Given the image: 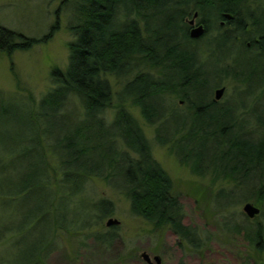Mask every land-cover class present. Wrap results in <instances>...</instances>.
Masks as SVG:
<instances>
[{"label": "trees", "instance_id": "trees-1", "mask_svg": "<svg viewBox=\"0 0 264 264\" xmlns=\"http://www.w3.org/2000/svg\"><path fill=\"white\" fill-rule=\"evenodd\" d=\"M220 3L63 0L61 10L70 7L72 16L68 63L64 70L52 69L51 87L31 113L35 120L64 122L60 137L53 141L52 133L47 136L61 167L60 188L75 182L77 193H82L93 176L108 182L121 176L125 186L119 191L135 215L154 228L172 230L198 250V232L185 224L184 205L172 180L153 158L143 127L129 111L138 109L144 123L155 128L157 144L169 147L194 175L232 185V191L220 190L217 196L240 195L261 209L254 219L244 215V222L225 226L262 255L264 24L251 26L248 0ZM195 14L196 22L206 26L198 39L190 36ZM222 21L228 23L225 28ZM57 24L40 40L0 27V50L9 55L46 42ZM253 31L262 40L248 46L245 38ZM225 76L245 87L240 91L244 100L249 97L254 104H222L213 98L218 80ZM110 77L123 84L116 105ZM113 107L116 114L109 123L105 114ZM37 178L41 185H50L48 167Z\"/></svg>", "mask_w": 264, "mask_h": 264}, {"label": "rangeland", "instance_id": "rangeland-1", "mask_svg": "<svg viewBox=\"0 0 264 264\" xmlns=\"http://www.w3.org/2000/svg\"><path fill=\"white\" fill-rule=\"evenodd\" d=\"M62 1L0 0V27L27 38L42 39L58 22L46 42L9 55L0 50V264H149L141 257L144 252L152 264H157L156 256L161 264L264 261V253L256 255L243 238L233 237L226 229L227 223L244 222L247 202L240 195L217 196L220 190L232 191V185L214 181L213 176L194 175L169 147L157 144L155 128L144 123L136 108L129 111L143 127L153 158L172 180L184 205V222L197 230L201 248L196 250L172 230L154 228L135 215L119 191L125 186L121 176L111 182L93 176L81 194L75 182L60 188L61 167L47 136L52 133L53 141L60 137L64 122L60 118L35 120L31 108L37 109L51 87L52 69L64 70L68 63L72 16L70 7L61 10ZM109 81L116 105V93L123 84L115 77ZM218 82L216 89L225 88L222 104H254L249 97L244 100L240 91L245 87L233 77ZM115 114V107L106 111L109 123ZM47 167L51 184L41 185L37 176L44 175ZM111 219L118 224L108 226ZM48 244L51 251L43 253Z\"/></svg>", "mask_w": 264, "mask_h": 264}, {"label": "water", "instance_id": "water-1", "mask_svg": "<svg viewBox=\"0 0 264 264\" xmlns=\"http://www.w3.org/2000/svg\"><path fill=\"white\" fill-rule=\"evenodd\" d=\"M197 16L198 14H195L194 18L190 21V25L192 26V29H191V32H190V36L193 38V39H198L200 38L204 32H205V29H204V26L202 24H196V19H197ZM225 92V88H219V89H216L215 91V99L217 101H220L223 94ZM243 212L245 213V215L250 218V219H254L256 216H258L261 212V209L259 207H257L256 205H254L253 203L251 202H247L244 207H243ZM113 224H118V221L116 220H109L107 222V225H113ZM141 257L143 259H145L149 264H152V261H151V258L150 256L147 254V253H142L141 254ZM155 262L157 264H161V259L156 256L154 258ZM261 264H264L261 262Z\"/></svg>", "mask_w": 264, "mask_h": 264}, {"label": "flooded vegetation", "instance_id": "flooded-vegetation-1", "mask_svg": "<svg viewBox=\"0 0 264 264\" xmlns=\"http://www.w3.org/2000/svg\"><path fill=\"white\" fill-rule=\"evenodd\" d=\"M215 1V4L216 5H221V3H220V1L221 0H218V1H216V0H214ZM226 2H227V0H226ZM248 5H249V8H250V10H251V17H252V19H251V21H250V24H251V26H254V25H256L257 23L259 24V25H262V24H264V0H248ZM230 23V22H229ZM227 24L228 23H226L225 21H222V22H220V26L222 27V28H225L226 26H227ZM231 24V23H230ZM203 26H204V29L206 30V26H205V24H203ZM229 28H230V26H229ZM202 37V36H201ZM245 40H247V42H248V46H251V43L252 42H260L261 40H262V36H259V35H257L254 31L252 32V34L249 36V37H246L245 38ZM50 243V242H49ZM51 246V245H50ZM50 246H49V244L46 246V245H44V249H42V251H43V253H46L47 251L49 252V251H51L50 250ZM56 247V246H55ZM154 257V256H153ZM152 257V258H153ZM262 263H264V261H262ZM259 264H261V262L259 263Z\"/></svg>", "mask_w": 264, "mask_h": 264}]
</instances>
